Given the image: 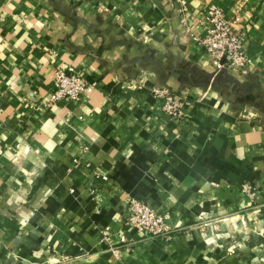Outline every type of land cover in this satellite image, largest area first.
<instances>
[{
  "label": "crops",
  "instance_id": "1",
  "mask_svg": "<svg viewBox=\"0 0 264 264\" xmlns=\"http://www.w3.org/2000/svg\"><path fill=\"white\" fill-rule=\"evenodd\" d=\"M211 6L246 70L199 43ZM61 64L94 89L50 105ZM132 198L173 237L125 227ZM0 264H264V0H0Z\"/></svg>",
  "mask_w": 264,
  "mask_h": 264
},
{
  "label": "built area",
  "instance_id": "2",
  "mask_svg": "<svg viewBox=\"0 0 264 264\" xmlns=\"http://www.w3.org/2000/svg\"><path fill=\"white\" fill-rule=\"evenodd\" d=\"M180 4L179 12L182 15V23L186 25L188 21L187 6L184 1H181ZM238 22L237 17L227 20L222 10L216 6H211L204 12L203 34L198 40L211 56L217 69L229 68L244 71L251 63V57L246 52L245 47L247 35L244 30L236 29ZM54 84L55 89L51 95L50 105L79 100L82 95L90 93L94 89L92 84L83 80L77 70L68 64H61L57 67ZM152 91L155 97L161 101L163 111L171 119H181L183 115L181 95L160 87H153ZM103 178L106 179V176ZM242 192L249 198L255 196V190L249 182L243 184ZM124 226L134 228L141 235L152 238L171 239L174 234V228L169 217L138 198H132L129 201ZM115 234L110 226H106L101 231L102 242L107 243L109 248H114L113 236ZM117 235L120 244L129 243V239L123 231H119ZM115 249L118 250V248Z\"/></svg>",
  "mask_w": 264,
  "mask_h": 264
}]
</instances>
